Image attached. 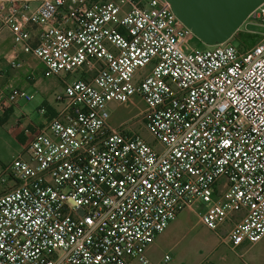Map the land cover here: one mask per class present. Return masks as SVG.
Instances as JSON below:
<instances>
[{
  "label": "built area",
  "instance_id": "1",
  "mask_svg": "<svg viewBox=\"0 0 264 264\" xmlns=\"http://www.w3.org/2000/svg\"><path fill=\"white\" fill-rule=\"evenodd\" d=\"M32 1L0 0V27L62 88L0 164V264H151L146 247L184 207L211 230L229 222L231 248L256 242L264 30L200 46L168 0ZM244 19L264 23V0ZM18 97L32 93L0 88L1 107ZM109 102L136 110L112 124Z\"/></svg>",
  "mask_w": 264,
  "mask_h": 264
},
{
  "label": "crops",
  "instance_id": "2",
  "mask_svg": "<svg viewBox=\"0 0 264 264\" xmlns=\"http://www.w3.org/2000/svg\"><path fill=\"white\" fill-rule=\"evenodd\" d=\"M36 31L33 26L30 37L32 43L36 41ZM8 83L32 93V97H18L7 108L0 106V164L21 149L31 130L55 114L57 103L53 94L62 88V82L57 76L42 75L41 62L30 51L15 45L9 29L2 26L0 88ZM110 103V123L123 121L116 122L117 116L112 113ZM41 106L43 112L39 110ZM131 106L125 107L128 117L136 109L133 106L130 110ZM3 189L4 184L0 183V192ZM228 227L229 222H225L219 231L211 230L201 223L194 209L184 207L148 244L147 257L151 264H264V234L251 245L240 243L231 248L224 238Z\"/></svg>",
  "mask_w": 264,
  "mask_h": 264
},
{
  "label": "water",
  "instance_id": "3",
  "mask_svg": "<svg viewBox=\"0 0 264 264\" xmlns=\"http://www.w3.org/2000/svg\"><path fill=\"white\" fill-rule=\"evenodd\" d=\"M174 13L202 41L229 36L260 0H168Z\"/></svg>",
  "mask_w": 264,
  "mask_h": 264
},
{
  "label": "rangeland",
  "instance_id": "4",
  "mask_svg": "<svg viewBox=\"0 0 264 264\" xmlns=\"http://www.w3.org/2000/svg\"><path fill=\"white\" fill-rule=\"evenodd\" d=\"M263 30H264V23L262 20H260V19H256V20L255 19L254 20L243 19L241 21V23L237 26V28L233 31V33L231 34V37L238 45L242 46L244 44H249V43L253 42ZM191 41L197 45H200V46L208 45L206 42L200 40L196 35H194L191 38ZM109 107H112V113L114 112L115 116H117L116 122L124 120L128 117L127 110H125L126 106L118 105L117 107H115V103L112 102L109 104ZM132 109H133V106H131L130 110H132ZM37 127H39V124L35 128H37ZM133 127L137 128V130L145 138H147L148 140L151 139V136L149 135V133L144 128L138 127V124H136V123L133 124Z\"/></svg>",
  "mask_w": 264,
  "mask_h": 264
}]
</instances>
